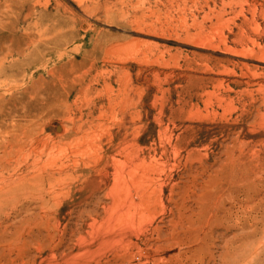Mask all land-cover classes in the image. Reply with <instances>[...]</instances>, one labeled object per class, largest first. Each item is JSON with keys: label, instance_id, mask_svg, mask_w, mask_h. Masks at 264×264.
Masks as SVG:
<instances>
[{"label": "rangeland", "instance_id": "374dc122", "mask_svg": "<svg viewBox=\"0 0 264 264\" xmlns=\"http://www.w3.org/2000/svg\"><path fill=\"white\" fill-rule=\"evenodd\" d=\"M0 128V264H264V0H0Z\"/></svg>", "mask_w": 264, "mask_h": 264}, {"label": "bare ground", "instance_id": "6f19581e", "mask_svg": "<svg viewBox=\"0 0 264 264\" xmlns=\"http://www.w3.org/2000/svg\"><path fill=\"white\" fill-rule=\"evenodd\" d=\"M12 125H13V124H12ZM15 126H16V125H15ZM14 128H15V127H14ZM21 128H22V126H21ZM23 128H25V127H23ZM0 129H1V128H0ZM15 129H16V128H15ZM0 131H1V130H0ZM7 132H8V131H7ZM7 132H6V133H7ZM3 135H4V134H3ZM8 135H9V134H8ZM8 135H7V136H8ZM18 135H20V134H18ZM1 136H2V134H1ZM6 139H7V137H6ZM8 140H9V139H8ZM13 140H14V139H13ZM14 144H16V143H14ZM14 144H13V142H12V145H11V146H13ZM17 144H18V143H17ZM17 146H18V145H17ZM0 148H1V147H0ZM6 149H7V148H6ZM11 149H12V148H11ZM13 151H14V150H13ZM9 152H10V151H9ZM3 154H5V153L3 152ZM15 163H16V162H15Z\"/></svg>", "mask_w": 264, "mask_h": 264}]
</instances>
